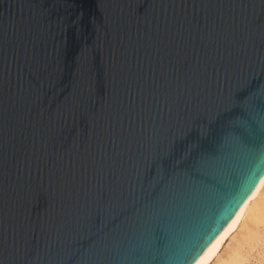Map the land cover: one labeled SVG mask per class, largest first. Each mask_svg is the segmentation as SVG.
<instances>
[{
    "label": "water",
    "instance_id": "obj_1",
    "mask_svg": "<svg viewBox=\"0 0 264 264\" xmlns=\"http://www.w3.org/2000/svg\"><path fill=\"white\" fill-rule=\"evenodd\" d=\"M264 174V0H0V264H192Z\"/></svg>",
    "mask_w": 264,
    "mask_h": 264
},
{
    "label": "bare ground",
    "instance_id": "obj_2",
    "mask_svg": "<svg viewBox=\"0 0 264 264\" xmlns=\"http://www.w3.org/2000/svg\"><path fill=\"white\" fill-rule=\"evenodd\" d=\"M261 178H264V174L262 175ZM258 183H259V181H258ZM258 183L255 185V187L252 189V191L249 193V195L245 198V200L243 201V203L238 207V209L233 214V216L229 219V221L224 225V227L221 229V231L209 242V244L197 256V258L192 262V264H195V262L201 256H203L206 252H208L209 249H212L211 255L208 258L209 259V264H213V263L214 264H243L242 261L244 259H243V256L241 254L242 250H241V252L238 250L240 248H238L239 246L237 244H236V246H238V247L237 248H234V247L232 248L231 247L232 250L230 251V253L228 254V256L225 259H223V260H220L222 258L220 252H221L222 248L225 246V244L227 245V240L228 241L231 240L234 237L235 233L244 224H246L247 222L251 224V228L252 229L257 228L256 225L253 223V217L256 215V208H253V209H251L249 211L248 218L246 220H242V221L238 222L236 225H232V221L236 218V214L240 211V209L243 208L246 203H248V197L254 191H256L257 186H258ZM261 206H262V213H261V223H262V222H264V202L257 201V208L258 207H261ZM230 225H231V227H230ZM256 238H257L256 237V233L254 234V233H250L249 232V234H247V241H248L247 242V245L249 244V242H251L253 239H256ZM245 244H246V242H245ZM213 245H215L214 248H213ZM251 246H252V244H251ZM245 247H246V245H245ZM223 251H224V249H223ZM245 253H247V252H245Z\"/></svg>",
    "mask_w": 264,
    "mask_h": 264
},
{
    "label": "rangeland",
    "instance_id": "obj_3",
    "mask_svg": "<svg viewBox=\"0 0 264 264\" xmlns=\"http://www.w3.org/2000/svg\"><path fill=\"white\" fill-rule=\"evenodd\" d=\"M255 228V227H254ZM256 233V239H253L249 242V246L247 245V234ZM246 237V238H245ZM244 238V239H243ZM255 238V237H254ZM246 242V244H245ZM241 243V244H240ZM236 244L239 246H236ZM252 244V246H251ZM246 245V247H245ZM227 246V247H226ZM241 246V247H240ZM229 247V248H228ZM240 248L238 249L243 256V264H264V222L260 223L259 230L257 228L252 229L250 223L244 224L234 235L231 240H227V245L221 250V259H225L232 248ZM224 249V251H223ZM247 252V253H245ZM245 254V255H244ZM225 255V256H224ZM246 256V257H245ZM214 264V263H213Z\"/></svg>",
    "mask_w": 264,
    "mask_h": 264
},
{
    "label": "clouds",
    "instance_id": "obj_4",
    "mask_svg": "<svg viewBox=\"0 0 264 264\" xmlns=\"http://www.w3.org/2000/svg\"><path fill=\"white\" fill-rule=\"evenodd\" d=\"M257 201L264 202V178L259 180L256 191H254L248 197V203L244 205L243 208L236 214V218L232 221V225H236L238 222L242 220H246L248 218L249 211L253 208H256V215L253 217V223L256 225L257 229L260 228L261 223V213L262 206L257 208ZM231 227V225H230ZM215 245H213V248ZM212 249H209L203 256H201L195 264H209V256L211 255Z\"/></svg>",
    "mask_w": 264,
    "mask_h": 264
}]
</instances>
